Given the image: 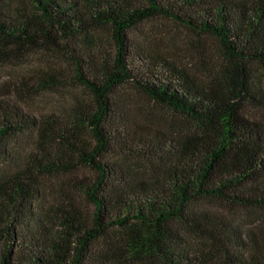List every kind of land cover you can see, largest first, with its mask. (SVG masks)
<instances>
[{"label":"trees","instance_id":"obj_1","mask_svg":"<svg viewBox=\"0 0 264 264\" xmlns=\"http://www.w3.org/2000/svg\"><path fill=\"white\" fill-rule=\"evenodd\" d=\"M158 17L213 39L229 67L200 78L171 57L134 47L129 33ZM102 30L111 34L110 52L97 35ZM8 47L69 53L95 104L77 103L62 121L0 100V158L19 134L36 131L43 143L31 168L0 173V264L123 257L264 264V221L244 229L195 207L214 200L264 213V123L243 112L244 102L264 111V86L252 74L264 66V0H0V49ZM125 85L186 118L192 130L169 134L135 124L115 97ZM117 150L148 160L153 170L123 175L106 160ZM81 170L90 176L71 181L91 209L58 199L51 211L34 205L42 176ZM189 235L200 242L194 257L186 253Z\"/></svg>","mask_w":264,"mask_h":264},{"label":"rangeland","instance_id":"obj_2","mask_svg":"<svg viewBox=\"0 0 264 264\" xmlns=\"http://www.w3.org/2000/svg\"><path fill=\"white\" fill-rule=\"evenodd\" d=\"M97 35L102 36L106 50L110 52L113 48L111 34L102 30ZM129 37L134 47L144 46L171 57L200 78L219 77V71L229 67L213 39L198 35L172 19L158 17L149 20L129 33ZM252 74L257 85L263 87L264 66H253ZM76 75L77 70L70 54L63 50L17 47L0 49V100L19 107L35 118L42 119L44 116L54 114L62 121H66L77 103L91 106L95 104L93 96L78 83ZM115 97L126 108L129 119L143 128L148 125L169 134L175 132L185 134L194 126L183 116L157 104L130 85L119 87ZM243 112L264 123V111L253 104L244 102ZM42 145L36 131L19 134L9 145L7 156L0 158V173L22 172L31 168L35 159H42L39 152ZM120 153L119 150L116 153L112 152L106 160L115 163L123 175L129 178H143L153 170L148 160ZM4 160L6 163H2ZM85 175L90 176L84 170L77 174L42 176L40 178L42 185L34 205L42 212H47L51 211L52 205L58 199L65 202L70 200L83 209H91L74 185V181H71ZM195 207L223 213L230 221L244 229L258 226L264 221V213L260 211L231 210L214 200L197 202ZM186 240L189 245L186 253L191 257L196 256L199 253L200 242L191 235ZM3 250L4 245L0 244V254ZM107 264L156 263H153V260L131 261L123 257Z\"/></svg>","mask_w":264,"mask_h":264}]
</instances>
